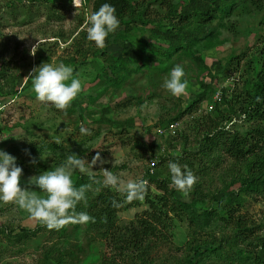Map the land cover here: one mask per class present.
Instances as JSON below:
<instances>
[{"label": "rangeland", "instance_id": "374dc122", "mask_svg": "<svg viewBox=\"0 0 264 264\" xmlns=\"http://www.w3.org/2000/svg\"><path fill=\"white\" fill-rule=\"evenodd\" d=\"M242 2L239 0L230 15L211 25L214 47L207 48L209 44L203 41L198 49L193 50L195 55L202 57L205 66L212 70L215 77L213 81L207 76L209 72L202 76V70L194 61L178 54L164 65L167 68L164 71L156 69L159 63L149 62L146 69L129 79L123 87L116 88L104 76L96 78L100 65L95 55L105 50L118 56L121 48L114 44L108 46L106 42L104 48H98L87 39L89 17L93 13L92 4L85 0L78 3L77 7L73 0H55L50 3L0 0V69L4 64L9 78L7 82H2L4 96L0 95L7 106L0 116V149L17 158V165L23 169L21 187H31L44 198L46 194L39 192L34 185H28V180L59 166L64 156H68L69 150H77L76 155L85 160L88 173L77 172L90 181L86 201L76 207L83 209L88 208L101 187H105V169L125 181L144 180L148 165L157 162L154 156L162 152L171 157L185 152H198L196 144L201 133L193 128L190 130L196 123L188 124L184 120V126L186 123L189 128L185 129L187 134L169 142L166 141L167 137L157 135V129L175 119H193L199 115V109L204 110L212 103L213 94H210L199 103L195 112L184 113L203 92L200 79L212 84L214 92L220 88L225 89L226 98L230 102L235 99L234 96L239 95H242V101L246 100V93L252 92L264 60V0ZM158 6H148L147 24L135 25L137 39L144 34L148 43H156L149 31L152 28L151 21L159 22L155 19V16L161 14L158 11L160 8H155ZM164 16L166 14L158 18ZM232 59L233 66L229 68ZM87 61L89 66L85 65ZM217 62L225 70L215 74L214 64ZM43 63L53 66L64 63L73 69L79 67L74 77L80 80L81 91L66 110L54 109L36 99L32 85L35 75L33 71ZM80 63L85 67H81ZM177 64L185 69L187 90L186 94L174 97L161 85ZM81 115L85 116L86 122L80 119ZM102 117L126 125L122 134L102 122ZM234 119L227 128L240 135H245L256 125L244 117L235 116ZM82 127L90 134L81 133ZM33 159L35 164L32 163ZM203 163L205 165L198 164L196 168L207 165L211 174L192 171L197 177L194 185L202 181V197L196 195L194 185L188 197L182 193L177 194L181 200L194 203L198 214L217 206L209 199V190L221 187L219 173H231L229 180L249 175L244 165L235 162L232 164L226 161L217 168L205 161ZM77 172L72 179H75ZM203 172H207V169L204 168ZM240 186L237 181L231 189L238 191ZM262 191L244 194V202L242 206L235 207L237 213L234 217H241L248 222L247 227L253 230V226L260 227L258 236L261 241L264 237ZM145 209L143 205L120 213L118 224L129 225ZM220 218L229 223L213 218L201 230L190 220L180 222L174 218L171 230L173 243L154 254L156 263L167 257H185L187 261L193 259L197 264H203L194 251L196 248L205 251L206 243L221 246V243L225 244V240L233 236L234 221L228 220V214ZM25 232L28 234L25 235ZM21 236L24 237L19 240ZM251 238L250 242L255 241V236ZM256 244L248 248L240 243L241 248L245 249H252ZM108 252L103 235L86 223H78V226L65 224L59 230H49L14 203L0 202V264H102ZM205 264L218 263L216 260H208Z\"/></svg>", "mask_w": 264, "mask_h": 264}, {"label": "trees", "instance_id": "16d2710c", "mask_svg": "<svg viewBox=\"0 0 264 264\" xmlns=\"http://www.w3.org/2000/svg\"><path fill=\"white\" fill-rule=\"evenodd\" d=\"M29 1L50 3L55 0ZM85 2L92 4L93 12L98 11L105 3L115 9V15L119 19L120 25L114 33L108 35L105 42L108 46L114 44L120 47L121 54L111 55L104 50L95 55L100 65L96 78L105 77L111 85L121 88L129 79L146 69L149 62L159 63L160 65L156 69L164 71L167 69L164 65L178 54L194 61L202 70V76L205 75V72H209L207 76L213 81L215 77L212 75V70L205 66L202 57L195 55L193 50L198 49L203 41L209 44L207 48L214 47L215 38L210 30L211 25L230 15L231 10L238 6L239 0H85ZM247 2L248 0H243L242 3ZM154 5H159L155 8H160L158 9L160 15L166 14V16L161 19L158 18L161 17L160 15L155 16L159 22H150L152 28L149 34L156 42L150 44L146 40V36H143L144 34L140 39L136 38L135 25L137 23L147 24L145 20L148 18V6ZM253 5L255 6V4ZM153 14H155L154 11ZM232 61L233 59L229 68L233 66ZM79 65L85 67L83 63ZM85 65L89 66L90 64L87 61ZM239 65L238 62L237 66ZM214 66L215 74L225 70L220 62ZM6 71L2 64L0 69L1 96H4L2 82H7L9 79ZM78 71L79 67H75L74 75ZM199 83L203 92L195 102L189 105L185 114L195 112L199 108V103L206 100L210 94L214 96L218 91L222 96V101L217 103L210 113L199 117L195 116L188 122V124L196 123L190 130L193 128L197 133H201V135L199 133L200 136H198L196 144L198 152L180 153L181 155L175 157L162 152L160 155L154 156L153 159H156L157 162H155V168H151L150 165L147 167L144 181L149 186L147 187L146 184V192L142 200L128 202L124 194L108 187H101L94 202L88 208H76L77 214L86 212L91 217L86 224L101 233L106 240L109 252L104 256L102 264H197L193 259L185 260V257L181 259L167 257L156 263L157 260L153 257L155 253L162 251V247L173 243L171 230L174 227V218L180 222H183L184 219L190 220V223L201 230L207 226L211 219L216 218L217 221H222L223 219L220 217L227 214L228 220L234 221L233 236L226 239L225 244L221 243V246L206 243L204 244L205 251H202L200 247L196 248L194 251L200 261L204 262L203 264L208 260H216L218 264H264V237L261 241L258 236L261 228L253 226L255 228L253 230L247 227L248 222L243 221L241 217L236 218L237 220L234 218L237 213L235 207L242 206L244 194L260 193L264 190V178L262 179L264 177V60L254 81L252 92L246 93V100L242 101L243 97L239 95V97L234 96L235 99L230 102L226 98L225 89L220 88L214 92L212 84H209L207 80L200 79ZM17 92L15 91V93ZM235 116L244 117L248 122L256 125L245 135H240L227 128L229 124L233 123ZM80 119L86 122L85 116L81 115ZM102 122L109 124L111 128L118 129L119 134H122L126 126L107 120L105 117H102ZM188 124L176 136H168L166 141H175L187 134L185 129L188 128ZM153 146H155L154 143ZM159 147L162 148L160 145ZM76 151L69 150L67 154L68 156L76 154ZM66 158L67 156H64L62 159L63 163ZM204 161L216 168L226 161L232 164H234L233 162L242 164L247 168L249 175L229 180L232 177L231 173H226V171L219 173L221 174L219 177L221 187L209 190V199L217 206L210 207L202 214H198L195 211L194 203H187L177 197V194H181V192H177L175 186L172 185L168 165L170 162H176L182 169L186 165L191 171L204 173V175L211 174L206 168L207 165L204 166L207 172H203L204 168H196L198 164L205 165ZM237 181L241 184L238 191L231 189V186ZM73 182L77 188L90 183L78 172ZM201 183L202 181L194 185L195 193L200 197L204 194ZM143 205L146 206V209L136 217L134 222L127 226L118 224L120 213ZM223 221L226 224L229 223L227 220ZM67 224L78 226V223L71 221ZM27 234L25 232V235ZM252 236H255V241L250 242ZM23 237L21 236L19 240ZM240 243L247 245L248 248L251 244L256 245L252 249H245L241 248ZM191 250L192 248L189 249V251Z\"/></svg>", "mask_w": 264, "mask_h": 264}, {"label": "clouds", "instance_id": "9594fccd", "mask_svg": "<svg viewBox=\"0 0 264 264\" xmlns=\"http://www.w3.org/2000/svg\"><path fill=\"white\" fill-rule=\"evenodd\" d=\"M80 2L82 0H73V4L76 7ZM89 24L87 39L93 41L96 47L104 48L106 46V38L119 28L120 22L115 15L114 7L105 3L98 11L90 15ZM37 69L38 71H36ZM33 72L35 75L32 79V85L36 99L45 105H50L54 109L66 110L81 91V82L74 77V69L70 65L60 63L57 66H53L49 63H43ZM185 75L184 67L177 64L164 78L161 87L174 97L184 95L187 90ZM218 93L220 92L218 91L216 94ZM215 95L210 105L204 110L199 109L198 117L210 113L209 106L213 105L215 107L217 103H220L214 101ZM5 110L0 113V116L3 115ZM193 119L182 118L178 121L170 122L165 126L159 127L157 135L160 128H166L176 122L181 123L179 130L181 131L186 126V123ZM184 120H186L185 126ZM80 131L81 133L90 134L84 127ZM168 136H163L162 138ZM32 163L35 164L36 161L33 159ZM149 165L151 167V163ZM168 168L171 173L172 185L175 186L177 191L188 197L193 185L197 182V177L186 165L182 169L178 163L170 162ZM77 171L87 174L88 168L83 158L72 154L67 156L64 163L54 169L43 171L39 175L31 177L27 182L28 185H34L39 189V192L46 194L44 198H41L37 194V190H33L31 187H21L23 169L17 165V158L0 149V202L14 203L22 210H25L30 218L39 221L49 230H59L69 221L87 223L91 217L86 212L77 214L75 211L80 202L86 201V190L88 187L87 185H82L79 188L75 187L72 177ZM103 177L104 186L124 194L128 202L144 198L146 181L142 179L125 181L107 169H105Z\"/></svg>", "mask_w": 264, "mask_h": 264}, {"label": "built area", "instance_id": "2783aa9c", "mask_svg": "<svg viewBox=\"0 0 264 264\" xmlns=\"http://www.w3.org/2000/svg\"><path fill=\"white\" fill-rule=\"evenodd\" d=\"M222 98H221V94L218 93L215 95L214 97V101L215 102H221ZM6 104H5V100H3L2 98H0V113L2 111H4L6 109ZM209 111H212L214 109V106H209ZM181 128V123L180 122H176V123H172L170 125H168L166 128H160L158 130V135L163 137V136H176L179 132ZM155 165V162L151 163V167L153 168Z\"/></svg>", "mask_w": 264, "mask_h": 264}]
</instances>
